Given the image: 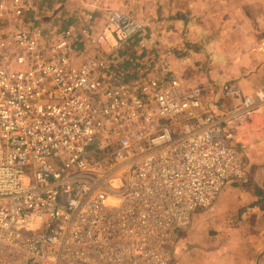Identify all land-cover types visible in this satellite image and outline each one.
<instances>
[{
  "label": "built area",
  "instance_id": "1",
  "mask_svg": "<svg viewBox=\"0 0 264 264\" xmlns=\"http://www.w3.org/2000/svg\"><path fill=\"white\" fill-rule=\"evenodd\" d=\"M39 13L0 0V264H169L245 179L231 129L264 91L211 90L130 13L48 33Z\"/></svg>",
  "mask_w": 264,
  "mask_h": 264
},
{
  "label": "crops",
  "instance_id": "2",
  "mask_svg": "<svg viewBox=\"0 0 264 264\" xmlns=\"http://www.w3.org/2000/svg\"><path fill=\"white\" fill-rule=\"evenodd\" d=\"M205 1L208 5L205 11L197 12ZM205 1L183 3L178 13L181 17V13L190 12L188 24L192 31L187 38L204 41L198 53L185 57L184 67L191 71L193 63L188 62L209 56L211 62L208 70L205 69L213 82L221 84L231 80L245 94L264 91V0ZM215 1L222 5L214 6ZM213 9L224 10L221 19L224 29L219 34L205 31L201 21L194 17L202 14L213 18L217 16ZM178 11L177 6L171 8V14ZM199 67L204 74V65ZM206 80L202 81L206 83ZM236 102L230 100L228 105ZM231 132L233 144L242 149L246 177L240 183L228 185L232 188L219 196L217 217L212 225L221 230L222 242L218 245L207 240L202 243L205 246L202 250L206 258L221 257L222 264H255L259 256L258 264H264V104L247 123L237 125Z\"/></svg>",
  "mask_w": 264,
  "mask_h": 264
},
{
  "label": "rangeland",
  "instance_id": "3",
  "mask_svg": "<svg viewBox=\"0 0 264 264\" xmlns=\"http://www.w3.org/2000/svg\"><path fill=\"white\" fill-rule=\"evenodd\" d=\"M189 1L192 0H36V3L40 6L37 24L43 27L45 33L52 30L60 31L68 26L85 25L90 15L102 17L106 10H120L130 13L140 20H145L148 25V31L155 32L160 43L164 46H171L177 56L181 58L189 54L198 53L204 44V41L200 42L187 38L188 33L192 31V28L188 24L190 19L188 15H190V12L181 13L183 15L181 17L178 15L182 11L181 6L183 3L187 4ZM206 3L205 1L203 6L200 5L197 12H204L207 8L206 6H208ZM218 5L222 4L215 1L214 6ZM173 6H177L179 11L171 14V8ZM183 9V11L186 10V8ZM213 10L217 15L213 18H207L205 15L202 16V14L194 17H197L196 20L201 21L202 28L205 31H212L215 34H219L224 29V24L221 21L224 10ZM218 14L220 15L219 17ZM172 17L174 20L171 19ZM230 26L232 27V25ZM196 58L199 59L200 57L197 56ZM201 59L198 61L193 59L191 62H188L189 64L193 63L192 65L194 66L190 72L203 81L207 78L206 84L212 90V87H214L212 83L215 82L210 78V74H206V69L208 70V64L211 62V58L207 56L203 58L204 60ZM199 65L201 67L204 65V74H202ZM226 82L233 81L229 80ZM228 185L222 192L228 190V188H232ZM110 186L115 187L113 183H110ZM218 198L209 208L197 212L193 217L190 227L182 232L180 237L175 240L172 246V260L169 264H222L221 257L206 258L204 250H202V247H205L202 243H205L207 240H211V242L218 245L222 242L221 230L212 225L217 217V211L215 210L217 208L216 201ZM200 213V219H197Z\"/></svg>",
  "mask_w": 264,
  "mask_h": 264
},
{
  "label": "water",
  "instance_id": "4",
  "mask_svg": "<svg viewBox=\"0 0 264 264\" xmlns=\"http://www.w3.org/2000/svg\"><path fill=\"white\" fill-rule=\"evenodd\" d=\"M260 257H261V256H259V258H258V260L256 261V263H255V264H258V263H259V259H260Z\"/></svg>",
  "mask_w": 264,
  "mask_h": 264
}]
</instances>
